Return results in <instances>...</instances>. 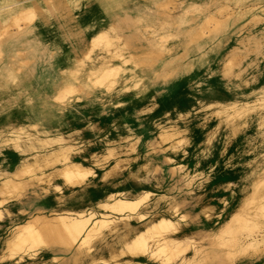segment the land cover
Returning <instances> with one entry per match:
<instances>
[{
	"label": "rangeland",
	"instance_id": "rangeland-1",
	"mask_svg": "<svg viewBox=\"0 0 264 264\" xmlns=\"http://www.w3.org/2000/svg\"><path fill=\"white\" fill-rule=\"evenodd\" d=\"M76 5L78 9L72 11L77 16V20L78 15L84 12L93 18L94 14L99 12L98 8L103 6L107 8L108 17L95 27L99 29L108 25V34L113 42L107 46L106 41L100 43L94 51L90 52V59L98 58L106 52L111 55L117 50L124 51L127 48L122 41L125 35L134 39L135 43H145L146 39L160 40L161 36L166 34L165 41L162 43V52L159 55L154 54L155 64L166 61L172 56L170 62L174 64V67L186 65L187 74L182 69V75L179 76L178 67L174 71L167 68L160 69L157 80L165 82V86L160 88V91H165L162 99L159 95V99L148 101L137 110L128 113L122 124L105 118L104 115L110 110L112 104L107 102L105 96L96 94L87 95L79 102L72 103L71 109L81 117L76 120L70 118L65 109H59L51 95L54 86L62 80L61 68L75 70L67 73V79H72L74 75L79 76V79L83 78L85 69H82L78 63L84 58L82 50L96 28L91 29V32L85 29V35L81 39L69 40L71 36H74L73 23L68 25L65 22L63 9L58 7L49 23L31 24L4 40V52L0 55V72L2 73H0V91H2L0 92V111H3L0 112V127L5 128L0 132V143H2L0 144L2 152H0V185L4 179L3 176L12 175L23 163L33 162L36 159L40 168L36 171L37 178L28 179L24 193L22 192L21 195L16 196V190L0 194V199L2 196L5 198L0 205V264H79L74 261L75 256L72 250L45 252L38 249L33 260L25 259L28 257L27 252H23V258L19 262H16L15 256L8 259L5 251L8 238L6 236L10 235L16 224L24 222L30 214L41 207L58 211L57 208L62 206L58 212L87 208L102 211L97 208L96 203L104 199L110 191L115 190L127 192L126 194L130 192L128 195L129 197L133 195L132 199L140 197L144 191L149 190L148 197L137 209L145 214L146 220L158 214V216H166L176 209V231L182 235L178 238L182 242L191 238L208 244L230 214L242 206L244 197L246 199L250 192L249 179H264V0H77ZM170 6L172 9H169ZM220 6L223 8L220 15L221 21L216 29L208 33L211 36L215 34L214 37H207L208 34L202 37L208 41H214L218 34H227L228 40L223 49L206 48L205 51H209L207 56H200L197 62H193L195 51L191 55L184 52L189 37L182 32H179L177 36L170 34L173 27L157 28L158 23L165 17L163 12L173 16H183L186 19L204 7H206L205 13H209ZM88 8L92 9L90 13L86 11ZM240 12L244 13L237 18ZM90 17H86L80 23L85 25ZM242 23L245 24L243 27ZM135 37L139 39L136 40ZM239 38L242 39L237 42ZM57 40H62V46L59 48L53 47ZM234 45L238 47L235 64L229 66L226 65L227 62H224L225 64L220 62L222 54ZM52 47L53 52L63 61H66L69 52L73 56H79L77 66L75 68H72L70 64L60 66V60L51 51ZM16 49L21 50L22 55L10 57ZM6 64L8 70L4 68ZM226 66L229 68L227 69ZM123 70L124 75L134 71L128 65ZM193 75L198 76L187 84L188 78ZM168 95L171 97L169 101H167ZM145 97L146 94L140 95L132 103L120 108L134 106ZM36 112H45L50 121L59 125V132L53 130L48 122L45 127L39 125L33 127L32 120ZM18 124L25 126V129H19ZM169 131L173 133V136L163 141L160 133H169ZM13 139L16 143L12 141ZM26 141H29V144ZM32 141H34L33 144ZM64 143L67 146L70 144L68 154L70 160L84 165L87 163L86 166L92 167L95 171L93 178L73 188H66L57 174L59 169L57 167L62 161L60 147H63ZM90 145L95 148H89ZM156 145H159V150H154ZM119 147L122 149L118 150ZM94 153L97 154L96 157ZM170 166L175 168L173 174L170 172ZM57 185L62 191L57 190ZM207 197L208 200H206ZM4 209L9 212V215ZM23 211H27V214ZM114 224L109 225L110 228L108 227L96 239L94 238L95 241L92 240L90 243L92 259L86 257L88 259H84L85 262L109 258L118 255L120 250H125L130 241L131 231L139 224V221L135 216L128 219V222L122 219L116 220ZM122 227L125 228L122 229ZM170 234L173 233L170 232ZM105 238L107 240H103ZM98 242L99 244H96ZM102 242L106 252L101 246L99 247ZM96 247L101 248L102 251L97 250ZM190 253L191 249L186 248L183 255ZM52 255H59L60 258L58 261L52 260ZM128 257L130 258L129 254H123L117 258L124 260L129 259ZM256 257V254L234 253L229 259L207 264H264V257H261V260H257ZM45 258L48 261H44Z\"/></svg>",
	"mask_w": 264,
	"mask_h": 264
},
{
	"label": "bare ground",
	"instance_id": "bare-ground-1",
	"mask_svg": "<svg viewBox=\"0 0 264 264\" xmlns=\"http://www.w3.org/2000/svg\"><path fill=\"white\" fill-rule=\"evenodd\" d=\"M173 1H175V0H173ZM76 3H77V0H0V55L2 54V52H4V40L6 38H8L11 34H14L18 31L22 30L23 28L28 27L31 24H34L35 21H37V20H47L48 18L52 17L55 14V9H57L58 7H61L63 9L62 12H66L68 10H76L77 9ZM166 6H168V4H166ZM98 9H99V12H102V13H104L107 10V8L104 6L101 8H98ZM169 9H172V7L170 6ZM222 9L223 8L220 6L219 8L217 7L215 10H213L209 13H206V14H203V13H201V11H198L197 13L195 12L196 13L195 15H193V16L191 15V17H188L186 19L183 16L182 17L176 16L177 22H175V23L177 24V26H180V27L177 29V31H175L174 30L175 29L174 23H173L172 24L173 28L172 27L171 28L173 29L174 32L171 31L170 34L177 36V34L179 32H182L185 36L189 37V41L187 42V44L184 47V52H187V53H189V55H191L195 51L193 62H197V59L200 56H202V57L207 56V53L209 51H207V50L205 51L206 48L209 50H215L216 48H218V49L220 48L218 46V43H214V45L212 46V44L207 42L205 40V38H203L202 36L204 34H208L211 30L216 29V26L219 25V23L221 21L220 20L221 11H223ZM246 11H244V12H246ZM244 12H240V14L238 13L237 18L239 16H242ZM162 14H165V16H167L170 13H166V12L164 13L163 12ZM162 14H161V16H162ZM255 19H259V18H255ZM99 22L100 21L97 20L96 26H97V24H99ZM100 24H101V22H100ZM182 24H184V25H182ZM243 24L244 23L241 24L242 27H243ZM108 28H109L108 25H106L102 28H99V29L96 28L95 31L90 34V37L86 43V47L82 50L83 57L86 60L84 58H82V59H80V61H79L80 63L78 64L82 67V69L83 68L85 69V71L83 73L84 74L83 78L79 79V76L74 75L72 79H67L66 78L67 73L70 71L74 72L75 70L74 69H61L62 80L54 86V91H53L51 97L56 102L59 109H65L67 111V113H70L73 117L78 118L79 115H77L73 111V109H71L72 103L79 102L83 97H85L87 95H90V94L103 95L107 98V102H110L114 107H122V106L124 107L127 104L132 103V101H134L136 98H138V96L140 94L144 93L145 91L155 92L158 88L160 89L165 84V82L157 80V77H158L157 73L160 69H166L167 68V69H170V71H174V70H177L176 68L178 67V69H179L178 75L179 76L182 75V72H183L182 69H184V72L187 74L186 65H184L183 67H179V65H177V67L176 66L174 67V64L170 62L172 60V58H171L172 56L166 61H162L159 64H155L154 54L159 55L162 52V45H163L162 43L165 41L166 34L161 36L160 40L146 39L147 42H145V43L144 42L135 43L134 39L129 38L127 35H125V38H123L122 41H123V43H125L127 48L124 49V51L119 50V53L116 56L109 57L104 62L96 63V64H94L95 66H90L91 63H93V61H94V58L90 59L91 57H89L90 52H92L103 41L110 42V43L113 42L112 37L108 34ZM160 28L161 29L167 28V25L165 23H162ZM214 35L213 36L209 35L207 37L213 38ZM135 38H136V40L139 39L138 37H135ZM241 39L242 38H239L236 41L239 42ZM127 42H128V45H127ZM53 47L59 48L58 44H54ZM223 47L221 49H223ZM237 48L238 47L236 45H234V46H231L228 50H226L222 54V56L220 58V62H223V63L227 62L226 65H229V66H230V64H235V60L237 59V54H236ZM14 52L15 53L10 57H13V56L17 57V56L22 55V53H23L21 50H17V49ZM68 58L69 57L66 58V61H68V64H70V66H71L73 64V62H75V61L77 62L79 56L71 55V58L69 60H68ZM16 60H17V58H16ZM19 60H20V58H19ZM203 60H205V58ZM20 61H22V60H20ZM12 64H14V63H12ZM126 65H128L129 67H132L134 69L133 73H130L129 75H124L123 68ZM7 66H8L7 64L4 66V68H6L5 70H8ZM229 66H226L227 69L229 68ZM20 67H22V66H20ZM31 70H32V67H31ZM9 75H10V73L8 74V76ZM36 76H38V75H36ZM31 78H33V77H31ZM39 78H40V76H39ZM11 79H13L12 76H11ZM40 79H42V78H40ZM0 92H2V91H0ZM47 96H49V95H47ZM13 103H11V104H13ZM6 106H7V104H6ZM3 116H5V115H3ZM32 121H33V123H32L33 127H34V125H39V126L45 127L46 123L48 122L51 125V127L53 128V130H57V131L59 130V128H58L59 125H56L53 121H50V119H48V115L45 114V112H39V113L36 112L34 114V119ZM10 122H12V121H10ZM20 125H19V129L24 130L25 126L23 127L22 125L21 126ZM172 129H174V128H172ZM4 130H5V128H3V126L0 127V132H2ZM175 132H176V130H175ZM180 132L182 133V131H180ZM156 135H157V133H156ZM229 135H231V134H229ZM10 136H12V135H10ZM68 136L69 135L67 134V138H69ZM105 136H107V135H105ZM172 136H173V133H171L170 131H169V133H160V137L163 141L170 139ZM9 138H11V137H9ZM14 138H16V137H14ZM17 139L18 138H16V140ZM153 139H151L152 143H153ZM16 140L13 139L12 141H14L16 143ZM33 142L34 141H32V144H33ZM44 142H45V140H44ZM69 142H70V140H69ZM4 143H6V142H4ZM24 143H25V141H24ZM0 144H2V143H0ZM46 144H48V143H46ZM155 144H156V142H155ZM20 145H18V146H20ZM69 145L67 146L66 143H64L63 147H60L61 145H59L60 152H61L60 154L62 156V161H61V165L59 167H57V168H59L57 174H58V176H60L59 178H61V181H62L63 185L66 186V188L67 187L73 188L75 186L82 184L84 181L90 180L91 178H93L95 176V174H94L95 171H93L92 167L86 166L87 163H86V165H84L82 163H77V162L70 160V158H69L70 156H68L69 150H70ZM159 145H160V142H159ZM159 145H156V147H154V150H156V149L159 150V147H158ZM95 146H97V145H95ZM125 146H127V145H125ZM55 147H56V145H55ZM90 147H93V149L95 148L94 146H91V145L89 146V148ZM23 149H25V148H23ZM103 149H104V147H103ZM109 149H111V148H109ZM121 149L119 147L118 150H121ZM162 150H164V148ZM88 151H90V150L88 149ZM93 151H95V150H93ZM115 151L120 152L117 150H115ZM78 154H80V153H78ZM96 155L97 154H95V157H96ZM112 155H113V153H112ZM42 156H43V154H42ZM71 156H73V155H71ZM106 156H107V154H106ZM27 157H29V156H27ZM11 158L13 159V157H11ZM5 159H7V158H5ZM43 159H45V158H43ZM35 160L33 162L21 164L20 166L17 167L16 172H13V174L10 176L1 175V177L3 176L4 179L2 180V183L0 185V194L3 195L4 192H8V191L12 192V191L16 190L17 191L16 196L21 195L25 186L27 185L28 179L37 178L38 173L36 171L38 168H40V165ZM167 160H169L168 157H167ZM89 163H91V162H89ZM55 165H57V164H55ZM47 167H48V165H47ZM151 167H152V165H151ZM175 167H177V166H175ZM1 168L3 169V165H1ZM50 168H52V167H50ZM256 168H257V166H256ZM10 170H9V172H10ZM42 170H44V169H42ZM150 170H151V168H150ZM174 171H175L174 166H170V172L173 174ZM51 172H52V170H51ZM53 172H55V171H53ZM2 174H4V173H2ZM42 175L44 176V174H42ZM38 176L40 177V175H38ZM249 181H250L249 183H250V187H251L250 192L247 195L246 199L244 197V201L242 203V206L240 205L241 206L240 209H238L237 211L230 214V216L228 217L226 222L215 233L213 240H211V242H209L208 244H205L204 242H198L195 239H191V238L186 239L185 241L182 242V240L178 238L182 235H180L179 232L176 231L177 230V223L175 221L176 209H174L172 212L168 213V215H166V216L165 215L158 216L159 215L158 214L157 216L150 217V219L146 220L145 214L141 213L137 209L140 206V204L143 202V200H145L148 197V195L150 193L149 190L144 191V193L142 195L139 194L140 197L135 198V199L131 198L133 195L131 197H129L128 194L130 192L128 194H126L127 192L124 193L123 191L115 190V191H110L104 199H101L98 201V203H96L97 208L102 210V211L93 210V208L91 207L92 209H89V208H87L85 210H75V209L70 210L69 209V210L58 212L59 209L62 208V206H61V208H57L58 211H53L51 209H45V208L41 207V208L37 209V211H35L34 213H32L30 215L28 214L29 216L26 218V220L22 223L16 224L14 226V228L11 230V233L9 232L10 235L8 234L9 236H6V237H8L6 240V247H5L6 256L8 257V259H11L12 257L15 256L14 258H16V262H19L23 258V252H27L26 255L28 257H26L25 259H32L33 260L35 254H36V251L39 249V250H41V251L43 250L45 252H47V251L56 252L58 250H64V251H71L72 250L74 253V256H75L74 261L79 262V264H207V263H210L212 261H223V260L229 259L230 256L234 253H241V254L246 253V254H250V255L256 254V256H257L256 259L261 260V257H264V179L250 178ZM34 185L36 186V184H34ZM54 185H56V184H54ZM238 186H239V184H238ZM45 187H47V186H45ZM56 187L58 188L57 190H59V192L62 191V189L59 185H57ZM136 195H138V194H136ZM202 195H204L203 192H202ZM206 196H208V195H206ZM4 200H5V198H4V196H2L0 199V205L3 204ZM206 200H208V197ZM206 200H204V201H206ZM158 202H159V199H158ZM175 202H174V206L177 205ZM200 202H202V201L200 200ZM169 206H168V209L170 210L171 206L170 207ZM192 206H194V205H192ZM66 208H68V207H66ZM166 211H168V210H166ZM23 212L27 214V211H23ZM135 216H136V218H138L139 224H137L132 229L130 241H128L129 243L127 242L128 244H127V247L125 246L126 247L125 250L122 249V250H120V252L118 251L119 252L118 255L116 254L115 256H111L109 258H98L96 260H91L90 263L84 261V259L87 260L88 258L92 257L90 255L91 251H92V249L90 247V243L92 242V240L94 238L96 239V237H98L100 234H102L103 231L109 227V225L114 224L116 220L124 219V220H127V222H128V219L135 217ZM181 217H183V216H181ZM202 219H204V218H202ZM118 224H120V223H118ZM114 225H116V224H114ZM123 228H125V227H122V229ZM119 229L121 230V227ZM120 230L117 229V231H120ZM123 231L121 233H123ZM170 232H172L173 234H170ZM113 234H115V232ZM113 234H111V235H113ZM105 236H107V235H105ZM108 236L110 238V235H108ZM101 237L103 238V236H101ZM95 239H94V241H95ZM101 240H100V243H101ZM103 240H107V239L105 238ZM114 241H116V240H114ZM111 242H110V244L112 245ZM96 244H99V242ZM100 246H101L102 250L105 251V246L102 247L103 242L101 245H99V247ZM106 246H107V244H106ZM116 247H117V245H116ZM120 247H122V246H120ZM97 248L98 247H96V249ZM101 248H98L97 250H99V249L101 250ZM113 248H115V247H113ZM186 248L191 249V253L189 255H186V254L183 255V252L186 250ZM224 248H227V249H224ZM29 252H31V253H29ZM94 253H96V251ZM111 254H113V253H111ZM123 254H129L130 258L128 257L129 259H124L125 258L124 257L123 258L124 260L117 258ZM41 255H42V253H41ZM86 257H88V258H86ZM51 258H52V260L58 261L60 256L59 255H52ZM72 259H74V258H72ZM46 260L47 259L45 258L44 261H46ZM37 261H38V259H37ZM10 264H13V263H10Z\"/></svg>",
	"mask_w": 264,
	"mask_h": 264
},
{
	"label": "crops",
	"instance_id": "crops-1",
	"mask_svg": "<svg viewBox=\"0 0 264 264\" xmlns=\"http://www.w3.org/2000/svg\"><path fill=\"white\" fill-rule=\"evenodd\" d=\"M86 11L88 13H90L92 11V9L88 8V10H86ZM200 11H201V13L206 14L205 13L206 12V7H204ZM107 13H108L107 10L104 13H102V12L95 13L94 14L95 16H93V18H92L87 13L84 12L83 14L78 15V20H77V16L73 13L72 10H68L66 12H63L62 14L65 16V19H66L65 22H67L68 25L71 24V22L73 23L74 36H71L69 38V40H71V39L74 40V38H75V40L76 39H81L85 35L84 34L85 29H88L91 32V29H93L96 26L97 20H99L101 23H103L102 21L105 20L108 17V14ZM86 17H90V18L88 20V23H86L85 25H83L80 22H83V20H85ZM50 19H52V17L48 18L47 20H38L37 23L35 22L33 25H35V24H39L40 25V24H43V23H49V20ZM175 22H177L176 16H173L172 14H169V15L165 16L160 21V23H158L157 28H160V26L162 25V23H165L167 25V27H172V24L174 23V28H175L174 30L177 31L178 26H177V24ZM228 37L229 36H227V34H218L214 41H208L207 39H205V40L207 42H209L210 44H212V46L214 45V43H218V46L220 47L219 49H221L223 46H225V44H226V42L228 40ZM56 44H58L59 47L62 46V40H57ZM109 44H111V43L110 42H107L105 45L107 46ZM53 50L54 49L52 47V49H51L52 53H54ZM215 50H218V48H216ZM106 51H108V49H106ZM118 53H119V50L112 52L111 55H108L107 52H106L103 55H101L100 57L94 58L93 63L96 64V63L104 62L107 58L116 56ZM55 56L60 60V62H59L60 63V66L61 65H64L65 66L66 64H68V61L66 62L65 60L64 61L61 60L58 57L57 54H55ZM67 57H69L68 60L71 58V53L70 52L67 53L66 58ZM76 66L77 65H76V61H75V62H73V64L71 65V67L72 68H75ZM90 66H95V65H90ZM196 76H198V75L190 76L188 78L187 84H189L190 82H192L193 79ZM163 92H165V91H163V90L160 91L159 88L155 92L145 91L144 93L140 94V95L146 94V97L140 103L135 104L134 106H129V107L125 108V109L124 108H120V107H114L112 105V107L110 108V110H108L107 113H105L104 116H105V118L106 117L107 118H110L111 122H116V123H121L122 124V123H124L125 117L128 115V113L137 110L141 106L145 105L146 102H148V101H154V100L159 99V97H158L159 95H160V97L162 99V96L164 95ZM167 99H168L167 101H169L171 99V97L168 95ZM67 114H68V116L70 118H75L76 120L78 118L81 119L80 116L78 118H76V117H73L70 113H67ZM88 125H89V123H88ZM89 126H91V125H89ZM5 213L9 215V212L7 210H5Z\"/></svg>",
	"mask_w": 264,
	"mask_h": 264
}]
</instances>
